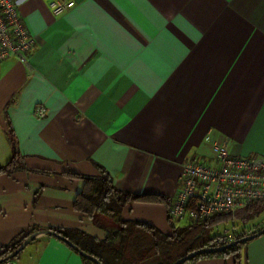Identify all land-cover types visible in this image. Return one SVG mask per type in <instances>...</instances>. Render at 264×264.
I'll use <instances>...</instances> for the list:
<instances>
[{
  "label": "crops",
  "instance_id": "1",
  "mask_svg": "<svg viewBox=\"0 0 264 264\" xmlns=\"http://www.w3.org/2000/svg\"><path fill=\"white\" fill-rule=\"evenodd\" d=\"M52 1L18 0L35 39L29 64L0 60V166L13 152L9 129L24 164L0 173V252L34 227L98 240L117 231L74 206L85 182L71 174L100 167L121 190L169 198L132 202L122 218L172 235L187 157L211 159L224 141L233 155L264 156V0H73L59 16ZM82 257L40 233L14 264ZM186 264H264V234L238 255Z\"/></svg>",
  "mask_w": 264,
  "mask_h": 264
},
{
  "label": "trees",
  "instance_id": "2",
  "mask_svg": "<svg viewBox=\"0 0 264 264\" xmlns=\"http://www.w3.org/2000/svg\"><path fill=\"white\" fill-rule=\"evenodd\" d=\"M12 156L7 163L0 166V173L12 172L24 166L19 153L15 149V138L12 130H8ZM100 167V166H99ZM72 176L84 180V188L78 193L74 206L97 221L102 216L107 217L117 231L109 233L104 240H98L78 229L49 228L67 237L85 252L98 258L103 264H175L176 261L191 251L206 247L227 244L219 242V235H211L212 229L232 217V214H217L212 218L197 224L174 229L172 235H164L153 226L137 221H126L122 218L123 208L132 202H160L169 204V198L154 193H134L121 190L114 185L111 174L100 167V175L86 177L79 174ZM264 209V201L253 202L241 209L235 215L244 222L257 217ZM40 231L34 227L19 242L3 249L0 259L8 257L31 234ZM247 235L242 233L236 239ZM238 244L226 251L203 254L194 261L204 257L235 254L238 255L242 246ZM19 254L12 258L17 259ZM85 264H96L82 257ZM187 261L182 264H186Z\"/></svg>",
  "mask_w": 264,
  "mask_h": 264
},
{
  "label": "built area",
  "instance_id": "3",
  "mask_svg": "<svg viewBox=\"0 0 264 264\" xmlns=\"http://www.w3.org/2000/svg\"><path fill=\"white\" fill-rule=\"evenodd\" d=\"M55 15H62L75 6L73 0H53ZM35 43L19 10L18 0H0V60L10 58L29 64V52ZM33 113L47 116L44 104H37ZM264 201V156L233 155L224 141L215 145L211 159L187 157L183 163L181 184L168 209L170 220L177 225L204 222L217 214H228L253 202ZM0 264H14L7 259Z\"/></svg>",
  "mask_w": 264,
  "mask_h": 264
},
{
  "label": "water",
  "instance_id": "4",
  "mask_svg": "<svg viewBox=\"0 0 264 264\" xmlns=\"http://www.w3.org/2000/svg\"><path fill=\"white\" fill-rule=\"evenodd\" d=\"M40 233L51 234V235L57 237L58 239L62 240L63 242L67 243L70 247H72L75 251H77L81 256L91 260L92 262H94L96 264H103L98 258H96L95 256H93V255L85 252L84 250H82L78 245L73 243L67 237H65V236L61 235L60 233L53 231L51 229H44V230H40L38 232L31 234L8 257L0 259V263H2L3 261H5L7 259L15 258L27 246V244L30 242V240L35 235H38ZM263 234H264V227L262 229L256 231V232L252 233V234L243 236L239 239H236V240H234L230 243L224 244V245L206 246V247L196 249L194 251H191L187 255L183 256L182 258L178 259L175 264L185 263L187 261L194 259L195 257H197L199 255L226 251V250H228V249H230V248H232L238 244L248 242V241L253 240V239H255V238H257Z\"/></svg>",
  "mask_w": 264,
  "mask_h": 264
},
{
  "label": "rangeland",
  "instance_id": "5",
  "mask_svg": "<svg viewBox=\"0 0 264 264\" xmlns=\"http://www.w3.org/2000/svg\"><path fill=\"white\" fill-rule=\"evenodd\" d=\"M238 211L231 212L232 217L229 220L216 225L212 229L211 232L222 237L219 242L227 241V243H230L236 240V237L242 233L249 235L264 227V209L257 217L248 222H244L235 216ZM185 225V221H182L178 222L177 227H184Z\"/></svg>",
  "mask_w": 264,
  "mask_h": 264
}]
</instances>
